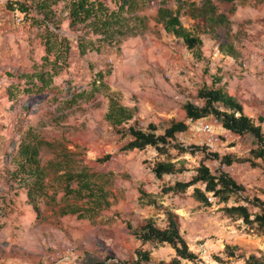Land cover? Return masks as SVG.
I'll list each match as a JSON object with an SVG mask.
<instances>
[{
	"label": "rangeland",
	"instance_id": "1",
	"mask_svg": "<svg viewBox=\"0 0 264 264\" xmlns=\"http://www.w3.org/2000/svg\"><path fill=\"white\" fill-rule=\"evenodd\" d=\"M14 1L0 0V168H7L10 179H15L11 172L17 168L18 147L25 138L42 142L41 165L57 161L61 166L47 172L45 183L51 196L47 193L38 199L37 220L24 217L23 232L11 241H0V264H44L51 246L63 243L75 247L80 264H171L175 254L169 246L150 243L141 246L128 228H138L148 218L164 228L163 206L179 216L180 232L197 256L195 263L183 261L182 264H246L250 254H264V234L222 211L224 206L243 204L254 213L257 207L241 199L264 201V164L252 153L257 147L255 139L246 134L227 143L220 155L231 156L233 163L221 167L219 161L205 157L214 152L207 149L203 136L193 131L184 111L186 103L200 106L203 101L198 91L203 86L212 87L215 80L216 88L221 87L242 106L248 117L259 122L264 111L261 47L255 56L243 51L247 49L244 43L252 30L250 33L243 23L229 22L227 36L232 54L220 52V39L201 34V57L197 58L181 40L167 34L154 21L157 5L153 3L145 6L149 21L142 34L126 38L118 46L104 47L98 53L80 55L75 40L81 33L69 29L62 20L58 32L70 39L71 51L65 62L58 65L57 73L52 74L51 87L39 92V83L30 81L29 77L51 67L42 66L45 51L41 31L31 23V15L22 17L11 9ZM251 1L235 3L254 7L264 4V0ZM106 3L112 7L110 0ZM235 3L229 4L236 10ZM221 4L218 3L220 11ZM181 21L187 28L202 24L200 19L191 20L184 13ZM245 63H249L248 69L243 67ZM97 74L103 75L107 89H100L91 97ZM82 91L87 92L85 98L72 99ZM108 94L124 106L137 107L139 127L145 128L152 122L158 133H162L172 121L186 122L187 130L177 134L172 144L191 147V153L169 148L167 155H160L152 147L142 151L124 150L127 138H122L104 120ZM202 119L218 121L214 116ZM214 131L219 132V128ZM6 157L8 165L4 166L2 160ZM167 160L184 167L185 171L155 178L151 171L153 164ZM200 161L212 172L222 168L245 191L233 196L227 204L211 199L208 207L192 198L191 189L178 195L162 193L164 186L189 181ZM80 171L90 173L92 184L110 193V208L89 213L83 211L87 206L84 200L64 194L61 174ZM10 186L14 188L13 184ZM72 186L75 188L76 183ZM2 203L4 209L20 207L9 201ZM122 205L125 207L120 208ZM29 206L30 216L35 218V211ZM71 207L82 210V217L61 213ZM226 246L231 248L233 257H229ZM137 250L149 251L151 260L137 263Z\"/></svg>",
	"mask_w": 264,
	"mask_h": 264
},
{
	"label": "trees",
	"instance_id": "2",
	"mask_svg": "<svg viewBox=\"0 0 264 264\" xmlns=\"http://www.w3.org/2000/svg\"><path fill=\"white\" fill-rule=\"evenodd\" d=\"M237 0H110L112 7L106 0H15L11 8L17 14L31 15V23L41 31V39L45 55L42 57L43 64L50 65V70H40L30 75V81L39 83L37 90L44 91L51 87L52 74H56L58 65L65 62L71 51V41L58 32L62 20L66 21L69 29L79 31L76 37V45L80 55L88 52H100L104 47L118 46L129 37L142 34L148 27L149 17L144 13L146 5H157L154 21L160 24L167 34L173 35L182 41L185 48L193 53V56L201 57L202 39L201 34H211L215 39H220L219 49L222 53L232 54V46L228 38L230 20L224 12L218 9V3H231ZM174 7V8H173ZM235 8H230V13ZM191 20L200 19L201 25L196 24L187 28L181 21L182 14ZM52 25L53 28L50 26ZM51 57L53 59L51 60ZM54 71V72H53ZM214 79V78H212ZM98 83V84H97ZM215 80L212 87L203 86L198 91L199 98L203 101L200 106L192 103L184 105L186 118L198 120L207 116H214L221 126L235 134L238 138L250 134L256 141L257 147L252 151L256 158L264 164V121L262 118L256 123L248 117L242 106L234 98L229 96L221 87L216 88ZM100 89H107L102 74H97L92 82L90 96ZM87 92L75 94V101L85 98ZM108 105L104 120L115 129L117 133L126 137L127 142L124 150L142 151L152 147L160 155H167L168 149L172 148L179 153H191V147L172 144L176 135L187 130L184 121H172L162 133H158L157 126L150 122L145 128L139 127L137 107L129 108L122 105L112 94L107 95ZM29 135V134H28ZM42 142L32 138L23 139L18 147L19 161L13 175L20 185L26 190L27 201L38 215V199L45 196L47 172L50 168L61 166V162H48L45 166L39 160V147ZM206 158L219 161L220 166H230L233 163L231 156H221L217 153H207ZM66 158V157H64ZM264 169V168H263ZM152 174L157 179L165 175H173L185 171L184 167H177L171 161H158L152 166ZM15 173V174H14ZM63 175L64 194L74 195L86 203L83 211L100 212L111 206L110 193L101 186H94L91 174L85 171L66 172ZM76 183L75 188L72 184ZM191 189L192 198L204 207L212 204L211 199L218 203L227 204L233 196H238L245 188L238 184L222 168L214 172L200 161L194 170V175L187 182L176 181L172 185L164 186L162 193L185 194ZM141 196L145 193L140 190ZM241 199V198H240ZM143 200V199H141ZM257 207L258 211L251 213L243 204L224 206L222 211L229 218L242 220L243 224L264 234V201L260 199L243 198ZM153 205L148 202V205ZM158 205V204H157ZM166 225L160 228L153 219L148 218L143 225L132 230V234L141 246L146 244L167 245L175 257L171 264H182L183 261L195 263L196 254L190 250L188 242L180 232L179 216L171 209L163 206ZM82 210L71 207L62 210V214H77L82 217ZM229 257L233 252L229 246L225 247ZM149 251H136V262H149ZM246 264H264V254L256 256L250 254Z\"/></svg>",
	"mask_w": 264,
	"mask_h": 264
},
{
	"label": "crops",
	"instance_id": "3",
	"mask_svg": "<svg viewBox=\"0 0 264 264\" xmlns=\"http://www.w3.org/2000/svg\"><path fill=\"white\" fill-rule=\"evenodd\" d=\"M250 2H253L250 0ZM230 5V6H226ZM222 10L227 16L229 17L230 21L235 23V24H244L246 26L245 28L249 30H252V34H249L247 37L246 42L244 43L245 48L243 51L248 55L252 56L256 54V51L261 45H263V32H264V4L258 5L257 7H254L253 5L246 4H237L235 3L236 10L232 13H229V9L231 7V4L229 3H222ZM250 32V33H251ZM260 44V45H259ZM258 45V46H257ZM249 63L243 64V67L245 69H248ZM257 66V65H256ZM252 67V65H251ZM259 69L261 66H257ZM264 69V68H263ZM262 78L264 80V75H262ZM261 81H263L261 78H259ZM18 153V151H17ZM8 157L4 158L2 160V165H8ZM19 157L17 158V162ZM8 170L7 168H0V181H3L4 184L0 185V241L3 240H13L18 233L23 232V227H21V223H23L24 217H28L29 221H36L37 220V214L35 213V218L30 216V204L25 203L27 201V196H26V190L18 183L17 179H10L8 176ZM13 173V172H11ZM17 180V181H16ZM47 180V179H46ZM45 180V181H46ZM16 181V182H14ZM9 184V185H7ZM10 184L14 185V188L10 186ZM7 185V186H6ZM47 186V184H45ZM48 189L47 187L45 188V195L48 193V195L51 196V192H47ZM166 195H173V193H167ZM176 195V194H174ZM178 195V194H177ZM53 196V195H52ZM46 198H48L46 196ZM3 201L7 202H13V204H17L20 207H15L13 206L12 208L9 209H4ZM21 202H24L22 204H25L24 207H21ZM28 202V201H27ZM125 205L120 206V208H124ZM157 216H159L157 214ZM18 228H14V227ZM28 229V228H25ZM10 236V237H9ZM12 237V238H11Z\"/></svg>",
	"mask_w": 264,
	"mask_h": 264
},
{
	"label": "built area",
	"instance_id": "4",
	"mask_svg": "<svg viewBox=\"0 0 264 264\" xmlns=\"http://www.w3.org/2000/svg\"><path fill=\"white\" fill-rule=\"evenodd\" d=\"M17 21H21V19L18 18ZM259 57L264 65V44L259 50ZM261 118L264 121V111ZM190 121L192 122L193 131L203 136V143L210 152L220 155L227 143L238 138L232 132L224 129L216 120H214V123L203 119ZM214 128H219V132H215ZM44 264H80V258L72 244L63 243L60 246H51L44 259Z\"/></svg>",
	"mask_w": 264,
	"mask_h": 264
}]
</instances>
